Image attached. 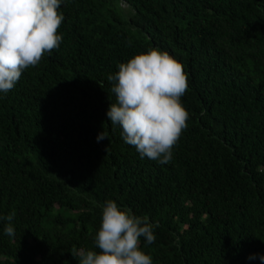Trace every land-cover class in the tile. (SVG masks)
Wrapping results in <instances>:
<instances>
[{"label": "trees", "instance_id": "16d2710c", "mask_svg": "<svg viewBox=\"0 0 264 264\" xmlns=\"http://www.w3.org/2000/svg\"><path fill=\"white\" fill-rule=\"evenodd\" d=\"M59 11V48L0 92V216L16 213L14 237L0 221V264H78L73 249L97 250L107 200L158 224L140 241L153 264H264V0H62ZM150 47L188 77L168 164L142 158L106 115L107 77Z\"/></svg>", "mask_w": 264, "mask_h": 264}, {"label": "clouds", "instance_id": "9594fccd", "mask_svg": "<svg viewBox=\"0 0 264 264\" xmlns=\"http://www.w3.org/2000/svg\"><path fill=\"white\" fill-rule=\"evenodd\" d=\"M61 2L0 0V92L12 90L25 69L37 66L45 53L59 48L62 36L58 29L64 20ZM117 67L107 77L115 96L106 112L108 121L121 128L123 141L142 158L168 164L189 118L181 103L188 90L183 65L168 52L150 47ZM106 138L104 131L96 137L97 141ZM15 215L13 210L0 216V221L8 222L4 234L9 237L15 236ZM155 227L158 224L150 223L147 216L134 215L129 208L107 200L94 236L98 251L80 248L71 254L78 264H153L152 257L141 250L140 241L143 238L152 244ZM259 259L264 262V255Z\"/></svg>", "mask_w": 264, "mask_h": 264}, {"label": "rangeland", "instance_id": "374dc122", "mask_svg": "<svg viewBox=\"0 0 264 264\" xmlns=\"http://www.w3.org/2000/svg\"><path fill=\"white\" fill-rule=\"evenodd\" d=\"M120 7H122L125 11H127V5L124 3H120Z\"/></svg>", "mask_w": 264, "mask_h": 264}]
</instances>
